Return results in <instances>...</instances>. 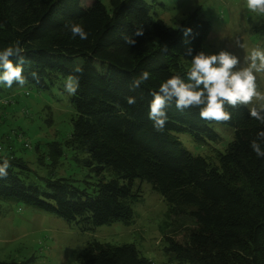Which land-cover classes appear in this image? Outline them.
I'll return each mask as SVG.
<instances>
[{
	"label": "trees",
	"instance_id": "obj_1",
	"mask_svg": "<svg viewBox=\"0 0 264 264\" xmlns=\"http://www.w3.org/2000/svg\"><path fill=\"white\" fill-rule=\"evenodd\" d=\"M106 1L108 6L103 0L88 5L80 0H0V50L20 41L24 86L66 92V77H79L77 92L68 98L74 117L66 145L85 155L100 177L91 190L67 179H45L40 187L16 168L24 165L8 147L7 155L0 156V163L3 158L10 163L7 177L0 178V202H20L90 232L129 223L131 206L141 198L134 183L146 182L162 196L170 214L189 217L181 241L165 237V252L176 264H264V158L250 148L264 124L251 118L245 106H226L230 121L209 122L200 118L199 109L181 112L174 102L165 109L168 119L162 130L148 118L151 93L163 80L171 75L187 80L190 66L183 60L191 56L186 52L202 51L209 22L194 11L173 29L153 20L145 0ZM69 21L80 24L88 38H73L65 28ZM138 29L142 36L135 35ZM187 29L191 32L185 36ZM257 31L264 33V24ZM125 35L136 43L126 44ZM143 71L150 73L149 79L133 89V79ZM17 87L0 85V98ZM128 97L136 103L129 105ZM215 124L233 131L232 140L216 154L217 164L193 156L178 140L179 134L189 133L196 142H216ZM79 260L153 264L132 244L96 240L86 243Z\"/></svg>",
	"mask_w": 264,
	"mask_h": 264
},
{
	"label": "rangeland",
	"instance_id": "obj_2",
	"mask_svg": "<svg viewBox=\"0 0 264 264\" xmlns=\"http://www.w3.org/2000/svg\"><path fill=\"white\" fill-rule=\"evenodd\" d=\"M150 5L153 20H161L176 29L182 19L197 11L208 21L210 32L202 51L218 54L233 53L243 64L253 48L264 50V33L257 28L264 16L246 7V0H145ZM88 5L92 0H80ZM103 3L108 6L107 1ZM239 41L243 48L238 47ZM191 59H184L190 66ZM258 90L264 92V73L257 74ZM62 91V90H61ZM55 88L52 93L35 88L17 87L0 98V156L12 148L13 156L24 167H16L28 182L40 187L45 179H67L75 186L91 190L100 177L86 164L81 155L66 145L71 132L74 112L68 103L69 94ZM64 92V93H63ZM254 103H256L254 101ZM250 108L251 105L245 106ZM219 135L216 142H196L189 133L179 134L183 148L193 156L217 164L216 154L223 152L232 140V129L214 125ZM140 202L133 204L132 220L114 223L81 232L64 220L39 212L20 202H0V261L31 264H82L79 255L87 242L96 240L111 245L132 244L153 264H176L165 252V237L181 241L184 229L190 226L186 216L173 215L162 196L146 182L136 181ZM189 218V217H188Z\"/></svg>",
	"mask_w": 264,
	"mask_h": 264
},
{
	"label": "clouds",
	"instance_id": "obj_3",
	"mask_svg": "<svg viewBox=\"0 0 264 264\" xmlns=\"http://www.w3.org/2000/svg\"><path fill=\"white\" fill-rule=\"evenodd\" d=\"M246 7L252 12L264 14V0H246ZM65 28L71 32L73 38H88L85 29L76 22H67ZM190 32L191 29L185 30V36ZM143 34L142 29L135 33L137 36ZM123 38L129 46L136 43L131 36L125 35ZM236 44L243 48L239 41ZM23 51L19 40L0 50V85L12 88L14 84L19 87L26 84L23 75V65L26 62ZM186 55L191 56L190 67L186 73L187 80L180 75H171L160 83L158 91L151 93L153 99L149 104L148 118L157 130L164 128L168 119L165 109L172 102L181 112L193 107L199 109L200 118L209 122H228L232 118L228 107L236 109L251 105L250 117L264 124V92L258 90L257 84V74L264 73V50L251 49L244 57L243 64L236 55L225 50L218 54L200 51L193 55L192 49H188ZM81 71L80 68L75 69V72ZM149 77V72H141L133 79L132 88L140 87ZM78 87L79 77L68 75L64 81L65 91L74 95ZM127 103L134 105L135 97H128ZM250 148L257 157L264 158V131L257 132L250 142ZM9 167V160L3 158L0 163V178L7 177Z\"/></svg>",
	"mask_w": 264,
	"mask_h": 264
}]
</instances>
